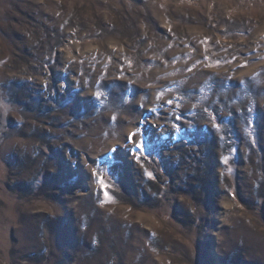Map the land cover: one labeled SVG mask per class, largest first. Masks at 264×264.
<instances>
[{"label": "rangeland", "instance_id": "374dc122", "mask_svg": "<svg viewBox=\"0 0 264 264\" xmlns=\"http://www.w3.org/2000/svg\"><path fill=\"white\" fill-rule=\"evenodd\" d=\"M0 264H264V0H0Z\"/></svg>", "mask_w": 264, "mask_h": 264}, {"label": "snow or ice", "instance_id": "6c2138e0", "mask_svg": "<svg viewBox=\"0 0 264 264\" xmlns=\"http://www.w3.org/2000/svg\"><path fill=\"white\" fill-rule=\"evenodd\" d=\"M97 97H99V94H97ZM173 103H174V101H173L172 99H169V100L167 101V104L170 105V106H171ZM151 111H155V109H151ZM205 111H207V110L205 109ZM249 111H251V109H249ZM113 119H115V117H113ZM175 119H176V120H181L182 117L179 116V115H177V116H175ZM177 127H178V126H177ZM217 127H219V126L217 125ZM136 135H137V133H135V132L129 134V136H128L129 141H131L132 138H133L134 136H136ZM136 148L139 149L141 152H143V150H144V145H143V141H142V140H141V142H139V143L136 144ZM113 151H115V149H113ZM225 162H226V158H225ZM148 175L151 176V173H148ZM101 183H103V182L101 181ZM105 187H106V186H105Z\"/></svg>", "mask_w": 264, "mask_h": 264}]
</instances>
